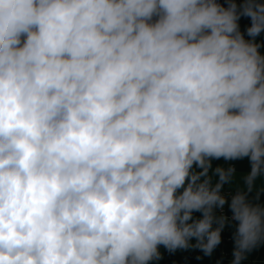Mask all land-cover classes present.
Segmentation results:
<instances>
[{
    "label": "clouds",
    "instance_id": "clouds-1",
    "mask_svg": "<svg viewBox=\"0 0 264 264\" xmlns=\"http://www.w3.org/2000/svg\"><path fill=\"white\" fill-rule=\"evenodd\" d=\"M261 33L256 0H0V264L211 255L225 205L232 264L264 248Z\"/></svg>",
    "mask_w": 264,
    "mask_h": 264
},
{
    "label": "crops",
    "instance_id": "crops-1",
    "mask_svg": "<svg viewBox=\"0 0 264 264\" xmlns=\"http://www.w3.org/2000/svg\"><path fill=\"white\" fill-rule=\"evenodd\" d=\"M240 31L245 35L246 39H250L247 36L246 29L251 25V18L241 15L239 21ZM257 40L261 43V52L264 53V33H261ZM229 163L236 170V180L232 185H225L222 193L225 190L235 191L237 185L240 182V178L248 171L247 161H234L226 162L223 160H214L213 167L221 165L228 167ZM257 186H260V181H257ZM226 214L230 217V212L226 205ZM192 243H195L193 238ZM225 244V233L224 230L221 233V243L214 249L211 255H205L199 248H188V249H176L169 250L163 245L159 246V258L150 262V264H232L233 257H228L224 249ZM243 264H264V248L257 250L251 256L246 259Z\"/></svg>",
    "mask_w": 264,
    "mask_h": 264
},
{
    "label": "trees",
    "instance_id": "trees-1",
    "mask_svg": "<svg viewBox=\"0 0 264 264\" xmlns=\"http://www.w3.org/2000/svg\"><path fill=\"white\" fill-rule=\"evenodd\" d=\"M234 0H221V5L224 7H227L230 3H233ZM217 215H219L218 210H217ZM201 214L199 212L194 213V217L199 218ZM233 222H231L229 218V222L226 223L224 230L225 233V244H224V249L225 253L228 257H233V231L234 228L232 226ZM215 227V225H214Z\"/></svg>",
    "mask_w": 264,
    "mask_h": 264
},
{
    "label": "built area",
    "instance_id": "built-area-1",
    "mask_svg": "<svg viewBox=\"0 0 264 264\" xmlns=\"http://www.w3.org/2000/svg\"><path fill=\"white\" fill-rule=\"evenodd\" d=\"M246 2V0H234V3H236L238 5V8L240 6H242L244 3ZM222 194H224L226 197H228V199L230 200L231 195L233 194V191L230 190H225ZM226 207V205H225ZM224 207V209L218 210L219 215L220 214H226V208ZM230 218V217H229Z\"/></svg>",
    "mask_w": 264,
    "mask_h": 264
},
{
    "label": "rangeland",
    "instance_id": "rangeland-1",
    "mask_svg": "<svg viewBox=\"0 0 264 264\" xmlns=\"http://www.w3.org/2000/svg\"><path fill=\"white\" fill-rule=\"evenodd\" d=\"M258 3H264V0H256Z\"/></svg>",
    "mask_w": 264,
    "mask_h": 264
},
{
    "label": "water",
    "instance_id": "water-1",
    "mask_svg": "<svg viewBox=\"0 0 264 264\" xmlns=\"http://www.w3.org/2000/svg\"><path fill=\"white\" fill-rule=\"evenodd\" d=\"M216 2L220 4L221 3V0H216Z\"/></svg>",
    "mask_w": 264,
    "mask_h": 264
}]
</instances>
